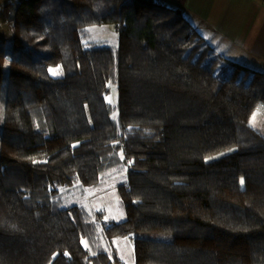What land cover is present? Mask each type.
Segmentation results:
<instances>
[{
    "label": "trees",
    "instance_id": "16d2710c",
    "mask_svg": "<svg viewBox=\"0 0 264 264\" xmlns=\"http://www.w3.org/2000/svg\"><path fill=\"white\" fill-rule=\"evenodd\" d=\"M4 24L0 264H125L114 240L132 236L136 264H264V135L249 124L264 71L225 59L222 79L183 10L155 0H7ZM103 25L116 48L84 42ZM123 166L126 221L63 206L62 187Z\"/></svg>",
    "mask_w": 264,
    "mask_h": 264
},
{
    "label": "rangeland",
    "instance_id": "374dc122",
    "mask_svg": "<svg viewBox=\"0 0 264 264\" xmlns=\"http://www.w3.org/2000/svg\"><path fill=\"white\" fill-rule=\"evenodd\" d=\"M7 0H0V7L4 2ZM19 2L23 0H18ZM260 5H264V0H255ZM173 6V4H172ZM184 14L187 18H190L192 23L196 22L191 19V12H189V8L185 6H181ZM190 14V15H188ZM193 17V16H192ZM201 19V18H200ZM189 20V19H188ZM202 20V19H201ZM197 23V22H196ZM195 23V26H196ZM87 35L84 42L86 44H96V45H109L112 47H117L119 45L118 40L119 36L117 31H115L113 25H103V26H91L85 30ZM13 39V25L12 24H4L0 27V41H11ZM210 43V42H209ZM211 44V43H210ZM212 45V44H211ZM215 45V44H213ZM218 48H221L217 46ZM212 59H217L219 62V67L217 70V75H219L222 79H227L231 76V73L234 71L235 65L229 61L223 60L218 57V52L214 53L213 51L208 54L206 62H209ZM234 61V60H233ZM242 64L239 61H236ZM247 66V65H246ZM264 67L262 63L258 66ZM256 68V69H258ZM259 71H264V69L259 68ZM255 70V69H254ZM51 75L53 77H59L63 75V71L60 68H50ZM238 75L243 76V72L237 71ZM109 101L111 105L114 107L115 112L114 116L117 117L118 113V89L116 86H111L110 93H109ZM253 117L255 119L253 120ZM249 124L264 135V105L258 106L255 113L250 119ZM127 171L128 168L123 166L121 168H117L108 172L104 179V184L99 188H93L88 186H83L80 183L75 184L72 187H62L60 190L61 197L63 199V206L70 207V206H82L89 210L91 214L104 212L105 216L104 219L106 222L109 221H117V222H124L126 221V210L122 205L120 200L119 194H117V185L120 183H124L127 179ZM103 226L104 224H100L99 232H101L103 244H106L107 240L103 235ZM149 237L152 239L164 240L168 239L166 235L160 234H151ZM114 244L117 248L119 256H121L123 262L125 264H136L135 263V255H134V237H127V238H117L114 240ZM85 245L88 247L89 245L87 242ZM109 246V245H108Z\"/></svg>",
    "mask_w": 264,
    "mask_h": 264
},
{
    "label": "crops",
    "instance_id": "0c3cea01",
    "mask_svg": "<svg viewBox=\"0 0 264 264\" xmlns=\"http://www.w3.org/2000/svg\"><path fill=\"white\" fill-rule=\"evenodd\" d=\"M155 1L177 9L188 7L191 19L197 20L192 23L188 18L190 23L212 44L219 58L239 61L255 70L264 64V5L255 0Z\"/></svg>",
    "mask_w": 264,
    "mask_h": 264
},
{
    "label": "snow or ice",
    "instance_id": "6c2138e0",
    "mask_svg": "<svg viewBox=\"0 0 264 264\" xmlns=\"http://www.w3.org/2000/svg\"><path fill=\"white\" fill-rule=\"evenodd\" d=\"M255 119V117H253V120Z\"/></svg>",
    "mask_w": 264,
    "mask_h": 264
}]
</instances>
